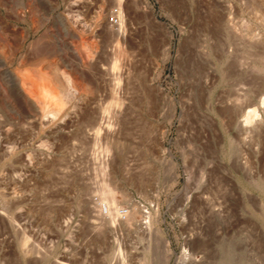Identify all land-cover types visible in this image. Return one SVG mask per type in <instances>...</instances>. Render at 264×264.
Masks as SVG:
<instances>
[{
	"label": "rangeland",
	"instance_id": "rangeland-1",
	"mask_svg": "<svg viewBox=\"0 0 264 264\" xmlns=\"http://www.w3.org/2000/svg\"><path fill=\"white\" fill-rule=\"evenodd\" d=\"M64 1L0 0V12H65ZM149 1L166 55L161 121L147 124L133 160L142 167L113 191L0 190V264H264V221L241 164L264 177V150L237 117L264 88V0ZM156 57L153 47L149 67Z\"/></svg>",
	"mask_w": 264,
	"mask_h": 264
},
{
	"label": "bare ground",
	"instance_id": "bare-ground-1",
	"mask_svg": "<svg viewBox=\"0 0 264 264\" xmlns=\"http://www.w3.org/2000/svg\"><path fill=\"white\" fill-rule=\"evenodd\" d=\"M93 1L65 0V12H36L32 3L29 12H0V190L113 191L132 184L142 167L133 160L144 150L146 126L161 121L164 23L149 0H98L87 12ZM239 116L240 131L264 150V88ZM241 164L248 201L264 221V177Z\"/></svg>",
	"mask_w": 264,
	"mask_h": 264
}]
</instances>
